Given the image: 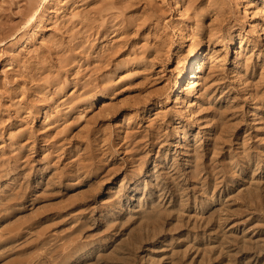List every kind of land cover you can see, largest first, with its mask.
<instances>
[{
  "label": "rangeland",
  "instance_id": "374dc122",
  "mask_svg": "<svg viewBox=\"0 0 264 264\" xmlns=\"http://www.w3.org/2000/svg\"><path fill=\"white\" fill-rule=\"evenodd\" d=\"M0 264H264V0H0Z\"/></svg>",
  "mask_w": 264,
  "mask_h": 264
},
{
  "label": "bare ground",
  "instance_id": "6f19581e",
  "mask_svg": "<svg viewBox=\"0 0 264 264\" xmlns=\"http://www.w3.org/2000/svg\"><path fill=\"white\" fill-rule=\"evenodd\" d=\"M50 0H41L42 5L45 4L46 2H49ZM35 13L31 14L25 24H24V28H28L32 22H34L37 18V13L34 11ZM202 50L200 49L199 51H197L193 56L190 62H188L187 64H185L182 68V70L179 72L175 83H174V101L175 104H179L183 101V92H184V88L183 85L186 84L187 89L190 91V93L192 92H196L198 90L199 87V82L201 80V71L203 69L202 64H201V60H202V54H201ZM203 61V60H202ZM197 72V73H196ZM193 93V94H194ZM196 95H194L195 97ZM150 233V232H148ZM158 233V232H156ZM145 234V233H144ZM149 237V236H148ZM72 244V243H71ZM260 249V248H259ZM257 250V249H256ZM102 251V250H101ZM127 251V250H126ZM99 252V251H98ZM103 252V251H102ZM88 253V252H87ZM116 255V254H115ZM118 255V254H117ZM123 255V254H122ZM134 256V255H133ZM95 257V256H94ZM118 257V256H117ZM110 263V262H107ZM112 263V262H111Z\"/></svg>",
  "mask_w": 264,
  "mask_h": 264
}]
</instances>
